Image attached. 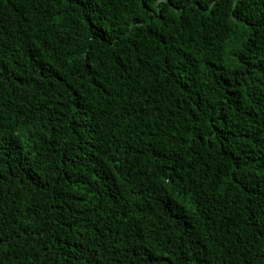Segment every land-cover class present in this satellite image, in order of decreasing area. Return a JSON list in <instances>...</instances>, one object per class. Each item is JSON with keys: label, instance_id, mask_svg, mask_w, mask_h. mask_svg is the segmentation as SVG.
Instances as JSON below:
<instances>
[{"label": "trees", "instance_id": "obj_1", "mask_svg": "<svg viewBox=\"0 0 264 264\" xmlns=\"http://www.w3.org/2000/svg\"><path fill=\"white\" fill-rule=\"evenodd\" d=\"M0 264H264V0H0Z\"/></svg>", "mask_w": 264, "mask_h": 264}]
</instances>
